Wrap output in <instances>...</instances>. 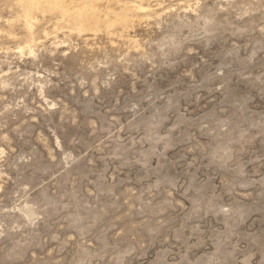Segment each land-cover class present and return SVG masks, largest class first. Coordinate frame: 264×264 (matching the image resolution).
<instances>
[{
    "label": "rangeland",
    "instance_id": "rangeland-1",
    "mask_svg": "<svg viewBox=\"0 0 264 264\" xmlns=\"http://www.w3.org/2000/svg\"><path fill=\"white\" fill-rule=\"evenodd\" d=\"M23 1L0 264H264V0Z\"/></svg>",
    "mask_w": 264,
    "mask_h": 264
},
{
    "label": "bare ground",
    "instance_id": "bare-ground-1",
    "mask_svg": "<svg viewBox=\"0 0 264 264\" xmlns=\"http://www.w3.org/2000/svg\"><path fill=\"white\" fill-rule=\"evenodd\" d=\"M23 1V0H22ZM35 1L36 0H28V1H26V3L24 4L25 6H28V8L26 9V16L29 18V17H31L32 16V14H33V10L36 8V4L37 3H35ZM67 0H65V2H66ZM86 1V0H85ZM91 1H93V0H91ZM64 2V1H63ZM23 3H24V1H23ZM86 3H88V2H86ZM65 5V4H64ZM94 5V4H93ZM92 5V6H93ZM97 5V4H96ZM59 6V5H58ZM88 6V5H87ZM136 7V6H135ZM134 7V8H135ZM84 8V7H83ZM142 9H144V8H146V7H141ZM140 9V8H139ZM147 9V8H146ZM145 9V10H146ZM56 10V9H55ZM87 10V9H86ZM98 10V9H97ZM87 11H89V10H87ZM86 11V12H87ZM51 12V11H50ZM85 12V11H84ZM94 12V11H93ZM92 12V13H93ZM99 12V11H98ZM75 13H77V11L75 12ZM81 13H82V11H81ZM78 14H79V12H78ZM83 14V13H82ZM75 15V14H74ZM84 16V15H83ZM80 17V16H79ZM79 17H77V18H79ZM87 17V16H86ZM97 17V16H96ZM95 17V18H96ZM97 19V18H96ZM96 19H94V20H96ZM109 21V20H108ZM95 22V21H94ZM97 22V21H96ZM95 22V23H96ZM98 23V22H97ZM84 27V26H83Z\"/></svg>",
    "mask_w": 264,
    "mask_h": 264
}]
</instances>
